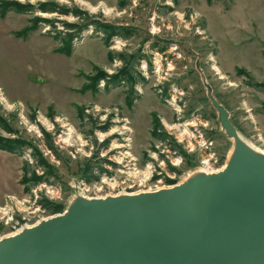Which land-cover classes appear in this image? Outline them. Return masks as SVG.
Masks as SVG:
<instances>
[{
  "label": "rangeland",
  "instance_id": "1",
  "mask_svg": "<svg viewBox=\"0 0 264 264\" xmlns=\"http://www.w3.org/2000/svg\"><path fill=\"white\" fill-rule=\"evenodd\" d=\"M0 3L33 8L0 10V143L14 149H0V240L83 197L168 190L210 166L204 161L223 169L235 141L214 102L264 151V0ZM45 3L67 14L43 12ZM92 22L113 29L108 46ZM31 24L34 33L17 35ZM67 24L83 30L71 57L56 51L55 37L73 32ZM126 69L131 80L101 87ZM94 77L105 78L98 91L85 90ZM34 175L42 180L36 185ZM93 176L99 179L88 182ZM43 199L62 210H38Z\"/></svg>",
  "mask_w": 264,
  "mask_h": 264
},
{
  "label": "water",
  "instance_id": "2",
  "mask_svg": "<svg viewBox=\"0 0 264 264\" xmlns=\"http://www.w3.org/2000/svg\"><path fill=\"white\" fill-rule=\"evenodd\" d=\"M214 106L235 139L228 111ZM243 145L216 177L160 193L78 200L0 244V264H264V159Z\"/></svg>",
  "mask_w": 264,
  "mask_h": 264
},
{
  "label": "trees",
  "instance_id": "3",
  "mask_svg": "<svg viewBox=\"0 0 264 264\" xmlns=\"http://www.w3.org/2000/svg\"><path fill=\"white\" fill-rule=\"evenodd\" d=\"M5 4V3H4ZM2 4L0 3V10H1V14L4 15L6 13H9L10 11H14V12H17L19 14H22V13H27L28 11L32 10V6L31 5H23V4H20V3H7V4ZM52 5L49 4V3H45L42 5V10L43 12H57L56 11V8H51ZM60 14H67L64 10H59L58 11ZM77 16H79V14H81L80 12H76L75 13ZM92 24L96 25L97 27L101 28L104 30V32L108 35L107 37V40H105V44L108 46L109 45V42L110 40L112 39V35H114V31L113 29H111V27L107 26V25H104V24H100L99 22H92ZM91 23H86L84 25V28L83 30L87 29L89 27V25H92ZM68 28H70L71 30H73V32L71 33H68L66 34L64 37L60 38L61 36H57L55 37V40H57L59 43H60V46L59 48L56 50L57 52H59L60 54L62 55H65L67 57H71L72 53H73V49H74V45H73V42L75 40V38L79 37L81 32L83 30L80 29V31L78 30L79 27L75 24H67L66 25ZM37 29V26H34V25H30V26H26L23 30L17 32V35L18 36H22V37H26V36H29L31 33H34ZM75 31V32H74ZM108 57L110 60L113 59V56L112 54H108ZM242 71V70H241ZM240 71V72H241ZM127 73V74H126ZM99 74H101V72L99 71ZM129 73L127 72V69L120 72L119 74L117 75H114L111 77L110 79V82L107 83V88H109V85L111 84V82L114 84V83H121V81L123 79H128V80H131L130 77H127ZM102 76H103V73H102ZM105 77V75H104ZM102 77V78H104ZM101 78V77H100ZM99 77H94L92 78L93 82L91 84V86H86L85 90H88V89H93L95 91H98V84H99V81L102 80V78L100 79ZM105 79V78H104ZM264 86V85H263ZM127 100H128V103L130 105L133 104L135 98L132 97V95H128L127 94ZM162 129V126L160 124L159 121H157L155 118H154V124H153V130H152V136L155 138V139H159L161 138L160 137V134H159V131ZM2 142V141H1ZM5 142H2L0 143V149L2 150H6V151H9V152H12L14 151V149L12 150V148H8L5 144H3ZM6 147H5V146ZM52 149V148H51ZM102 172L104 171L103 169L101 170ZM28 173L25 172V177H27ZM33 179L36 181L34 182V185H36L37 183L41 182L42 180L40 178H38V176L34 175L33 176ZM96 179H99L95 176H93V178H91L90 180H88V182H94V181H97ZM29 181V179H24L23 181V184L24 183H27ZM47 201H45L44 199L43 200H39V205H41L42 208L44 209H47V210H51L52 207L55 205L53 203H50V206L48 203H46ZM56 208V207H55ZM61 207H57L56 209H52L53 212L57 213L58 211H61Z\"/></svg>",
  "mask_w": 264,
  "mask_h": 264
},
{
  "label": "bare ground",
  "instance_id": "4",
  "mask_svg": "<svg viewBox=\"0 0 264 264\" xmlns=\"http://www.w3.org/2000/svg\"><path fill=\"white\" fill-rule=\"evenodd\" d=\"M235 139L237 140V143H236V140ZM235 139H233L235 141V146H234V149H233V153H232L230 159L226 162V165H225V167L223 169L217 171V170L212 169L210 166H207L206 168L201 169V170H198V172H195L192 175H190V178L188 177L189 179H187L186 181L182 182L181 184H179L177 186L169 187L168 190H165L164 189L163 191H170L172 189H175V188H178L180 186H183V185H185V184H187L190 181H193L195 179H204V178L208 179V178L216 177V176L224 173L229 168V166H230V164H231V162H232V160H233V158H234V156H235V154H236V152L238 150V142H240V144L243 143L244 144L243 146H245L247 149H249L252 153H254L255 155H257V156H259V157H261V158L264 159V151H261L259 149H256L255 147H253L252 145H250L238 132H237V137ZM205 164L206 165H209L208 162H205ZM163 191H158V190L153 191V190H151L150 192H147L146 194L160 193V192H163ZM138 195H141V194H136V195L134 194V195H128V196H138ZM116 196H118V195H115V197ZM76 199H77V197H76ZM99 199L100 200H103L105 198H99ZM99 199H87V198L83 197L82 199H79L80 200L79 202H83V201H85V202L86 201H94V200H99ZM77 201H75L74 203L72 202V204H70V206L68 207V209L66 210V212L64 214L70 212V210L72 209L73 205L76 204V203H79ZM60 216L61 215H58V216L53 217V218L50 217V218H47V219H43L38 224H36L34 226H26L22 230H20L19 232L15 233V234L8 235L5 238H2L0 240V244L5 243V242H8V241H11V240H13L15 238H18V237L26 234L27 232L32 231V230L38 228L39 226H41V225H43V224H45V223H47L49 221H52V220H54V219H56V218H58Z\"/></svg>",
  "mask_w": 264,
  "mask_h": 264
},
{
  "label": "built area",
  "instance_id": "5",
  "mask_svg": "<svg viewBox=\"0 0 264 264\" xmlns=\"http://www.w3.org/2000/svg\"><path fill=\"white\" fill-rule=\"evenodd\" d=\"M87 33H88V34H92V33H93V30H91V31H87L86 34H87ZM77 42H78V39L75 40V44H77ZM157 64H158L159 66H155V71H156V72H159V71H160V66H161L162 64H161V62H160L159 60H157ZM156 67H157V68H156ZM146 72H148V71H147V68H146ZM105 86H106L105 81H102V82H101V87L104 88ZM203 143H204V145H205L204 147L206 148V150H208V149L211 148V146H210V147L208 146V143H207L206 141H204ZM204 163H205V161H204ZM215 163H216V162H215ZM204 165H206V164H204ZM209 165H210V167L213 166V165H211V164H209ZM49 189H52V188H49ZM49 189H48V192H49ZM39 207H40V206H39ZM41 208H42V207L38 208V210H41ZM13 219H14V216H11L12 224H14V223H13ZM29 221H30V220H28V222H29ZM8 223H10V222L8 221L7 224H8ZM15 223H16L17 225H19V222H15ZM13 228H15V227H13Z\"/></svg>",
  "mask_w": 264,
  "mask_h": 264
}]
</instances>
